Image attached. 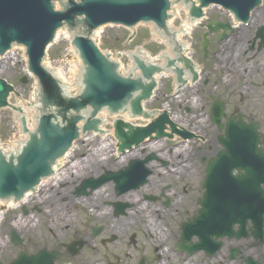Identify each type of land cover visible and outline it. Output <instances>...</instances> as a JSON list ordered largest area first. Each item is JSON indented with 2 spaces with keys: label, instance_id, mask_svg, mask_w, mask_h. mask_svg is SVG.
I'll list each match as a JSON object with an SVG mask.
<instances>
[{
  "label": "flooded vegetation",
  "instance_id": "1",
  "mask_svg": "<svg viewBox=\"0 0 264 264\" xmlns=\"http://www.w3.org/2000/svg\"><path fill=\"white\" fill-rule=\"evenodd\" d=\"M173 3L182 7V14L169 33L181 37L192 66L184 69L182 81L177 77L181 66H171L169 101L174 104L173 120L193 138L183 140L166 131L171 138L146 141L131 151L141 150L140 156L126 164L147 161L148 176L143 186L122 188L121 193L112 180L93 189L92 179L112 172L125 184L135 177L137 165H114L112 171L99 168L77 177L76 159L70 158L18 205L22 218L17 217L27 223L19 235L21 245L12 242L15 231L0 229L1 264H12L17 248L23 246L28 264H264V242L258 244L254 212H248V182L241 179L251 171L249 184L264 192V0H229L227 8L211 0ZM191 5L201 7L198 17L189 15ZM218 110L222 119L215 124ZM251 124L259 126L258 150L243 149L251 160L231 164L240 150L225 149L220 138H226L227 130L235 137L245 135L244 127ZM215 133L220 134L213 142ZM194 143L199 152L188 148ZM147 145L152 151L143 147ZM121 158L125 157L115 163ZM222 159L229 164H218ZM209 164L215 177H229L232 191L242 193L229 199L232 207L226 208L227 200L218 197L214 183L205 182ZM103 187L111 188V202L95 196ZM133 192L138 194L123 199ZM145 204L151 215L129 217ZM78 205L84 217L78 215ZM122 205L132 208L122 213ZM104 212L111 219H104ZM115 222L123 225L112 230Z\"/></svg>",
  "mask_w": 264,
  "mask_h": 264
},
{
  "label": "water",
  "instance_id": "2",
  "mask_svg": "<svg viewBox=\"0 0 264 264\" xmlns=\"http://www.w3.org/2000/svg\"><path fill=\"white\" fill-rule=\"evenodd\" d=\"M214 1L223 6L229 4V0ZM54 2H58L60 6L59 12L54 10ZM170 8L169 0H0V56L5 55L12 45H23L28 58V72L36 77L39 84L37 103L32 104L39 112L36 129L31 132L27 119L22 117V132L27 133L29 138L21 147V151L6 158L0 150V200L4 205H21L23 201L16 200L33 190L43 178L52 173V166L56 164V160L65 155L72 142L79 137L78 122L85 120L84 125L83 122L79 123V128L83 125L82 132L102 134L99 125L102 123L103 129L106 124L99 117L100 114L98 117L101 121L96 119L100 110L104 109L111 116L125 112L120 114L121 118L129 113L132 118L150 117L148 113L142 111V102L149 101L157 86L154 75H159L165 69L150 62L145 63L138 56H132L135 70L140 71V76H137L139 72L136 73L132 69L129 54L140 50L146 59L153 61L160 53L167 51L165 41L155 33L154 26L146 23H153L161 34L166 35V22L171 17L167 11ZM195 11L198 12L193 7L190 13L194 15ZM138 23L146 25L135 28L136 38L130 43L126 40L131 32L125 28L103 27L102 30L94 32L107 24L134 28ZM67 29L73 39L72 46L77 50L83 66L81 93L74 97H69L65 93L74 94L79 90L77 79L80 76V61L74 50H70L71 40ZM55 34L57 41L47 50V60L43 61L42 66L45 49L53 42ZM92 34L98 39L99 49L109 54L112 59L117 58L118 52L123 54L120 57L122 75L125 76L131 70L137 77L133 78L132 73L126 77L120 76L117 69L119 64L111 61L97 49L89 38ZM159 41H163L164 44ZM20 48L15 47L17 51ZM12 50L13 48L0 59L8 58ZM186 50L187 47L183 49V55ZM167 55L172 57L169 56L170 53ZM182 60L185 59L180 57L178 61ZM180 74L181 71L178 76ZM21 82L25 83L26 79L22 78ZM11 91L13 87L0 78V110L8 109L5 107L10 103L8 95ZM17 95L21 100L18 92ZM152 100L154 99L149 102ZM146 106L147 104H143V110ZM11 107L20 111L14 106ZM88 107L90 110L85 119L81 113ZM156 115L151 113V117ZM139 119H135V122ZM114 123V133L120 144L119 151L130 149L133 144L138 147L145 138L151 139L154 133L157 136L164 135L165 124L170 125L171 131H176L166 113L146 127H134L121 120ZM107 137L108 134L103 132L102 138ZM77 142L84 143V140ZM73 149L74 147L70 151ZM143 165L144 162L141 163V166ZM146 176L143 168L138 169L137 176L129 183H117L118 189L121 190L123 185L139 187ZM206 181L209 184L214 183L216 187H221L222 184L220 177L211 175ZM30 194H26L25 199ZM252 195L257 231L262 243L264 204L261 195L256 198V191H253ZM21 259H26L25 255Z\"/></svg>",
  "mask_w": 264,
  "mask_h": 264
},
{
  "label": "rangeland",
  "instance_id": "3",
  "mask_svg": "<svg viewBox=\"0 0 264 264\" xmlns=\"http://www.w3.org/2000/svg\"><path fill=\"white\" fill-rule=\"evenodd\" d=\"M13 50L17 51L15 48H13ZM20 52H22V53H20ZM14 53H12L8 58L0 59V65H1L0 76L3 79H5L8 84H11L15 87V89L17 90L18 94L21 97V100L24 103H30L34 97L33 88H34V85H36L35 84L36 81L33 77L30 78L28 76V74H26V71L24 68V63L26 62L24 49L21 47L19 50V53L22 55H19V53H15L16 55H18V57L15 56ZM7 65H8V67L6 68ZM26 65H27V63H26ZM22 78L26 79L25 83L21 82ZM170 80H171L170 77L160 78V80H159L160 84H159V88H158L159 90L155 92V97L153 98L154 100H152V102H149L147 104V106L145 108L147 111H149V112L150 111L151 112L156 111V112L160 113L161 111H163L162 108L169 109V111H171V112H172V109L174 110L173 102L171 100L169 101V98H170V93H169L170 92V88H169L170 87ZM9 100H10V103H9L10 106L11 105L17 106V103L19 101H21V100H19V98L16 95H11ZM14 113H15V111L12 108L0 110V146H1L0 149H5V151H8V152H10V150H11L10 148H12L15 145L14 141L16 138H14V137H18L20 134L22 135L21 127H20V121H17L15 119ZM101 114H105V118H106V121H105L106 126H105V128H103V130L105 132H108V131L112 132V126H113L112 122H113L114 118H111L108 113H101ZM134 123L138 126L146 124V122L143 120H137L136 122L134 121ZM194 128L196 130H198L196 127H194ZM34 129H35V127H34ZM217 134H220V133H215V135H213L211 137V139H213V142L215 141V136ZM86 138L87 139H85L84 143L83 142L75 143V146L77 147V149H76L75 153H73L71 155V158L76 159V162L74 163V165H78V163L81 162L80 160H83L82 162L85 163V166H88V163L91 165V163L93 161L99 160V158H97V157H95V159H94V158H92V156H90L92 153H90V149H91L90 147L91 146L88 144V140H90V142H92L93 139L89 138L88 136ZM112 139H113V136H109L106 140H101L99 137L97 139V141L95 142V146L93 145L94 148L92 149V151L95 150L96 148H98L99 145H101L100 148H102L105 144L110 145V144L114 143L112 141ZM188 148L191 149L193 152H199V151H197V147H196L195 143L192 144V148H190V146H188ZM114 151L115 150H113L112 152L109 153V150H108L107 151V153H109L108 156L100 157L101 161L105 159L106 165L109 167H110L111 163H113V161H115L114 156L116 155V153ZM79 154H83L84 158L81 159ZM124 164H126V162L122 163V165H124ZM115 165H118V164H115ZM111 166H114V165H111ZM89 170H94V169L91 168ZM131 206L132 205H130V207ZM136 208L137 207L135 206V209ZM77 210H78L77 211L78 215L84 217L82 214V209L79 205L77 206ZM132 215H134V214H132ZM132 215H130L129 217H131ZM17 216H20L19 209H16L13 212L10 210H7L5 212V215L3 216L2 222L0 223V229L11 228V225L16 226L17 223L22 224L24 221H21L20 218H18ZM134 216H136V215H134ZM20 217L22 218V216H20ZM123 217H120V218H123ZM16 218H17V220H16ZM129 221H131V218L129 219ZM25 227H27V223H25ZM134 228H136V226H134ZM15 229L19 231L17 234H19V235L21 234V236L23 235L21 233L22 230L20 229V227H17V228L15 227ZM136 229H140V226L138 225V227ZM23 250H25V246H23L22 249L18 248L16 250V257L14 259H18L20 256V253Z\"/></svg>",
  "mask_w": 264,
  "mask_h": 264
},
{
  "label": "bare ground",
  "instance_id": "4",
  "mask_svg": "<svg viewBox=\"0 0 264 264\" xmlns=\"http://www.w3.org/2000/svg\"><path fill=\"white\" fill-rule=\"evenodd\" d=\"M180 6H177V7H175L174 8V11H173V13L175 14V17H177L178 15H179V10H180ZM180 41H181V37H180ZM189 50L187 49L186 50V52H185V56L188 58V59H190V55H188V52ZM19 53V51H15V50H13L12 51V53ZM14 53V55L15 56H17L18 57V55H16ZM20 53H22V52H20ZM19 53V55H22V54H20ZM26 63H24V68H25V71H26ZM8 67V65L6 66V68ZM163 77H167V74H164V76ZM186 77V76H185ZM157 78V77H156ZM158 80L160 79V77L159 78H157ZM36 84V83H35ZM38 88V84H36V85H34V88H33V93H34V97H33V99L31 100V102L30 103H24L22 100L21 101H19L18 103H17V106H15V108H17V109H20V111H17V110H15V113H14V117H15V119L17 120V121H20V119L22 118V117H24V118H26L27 119V124H28V127H30V130L31 131H33V129H34V127H36L35 126V124H36V121H37V119H38V114H37V112H38V110H36V109H34L33 108V103H37V98H36V96H37V89ZM10 99V98H9ZM145 111V110H144ZM147 112V111H146ZM154 114V113H153ZM157 116V115H156ZM99 117H101V119H102V121H103V123H105V121H106V118H105V114H100V116ZM120 117V116H119ZM121 118V117H120ZM175 118H176V120H178V121H180V119L178 118V116H175ZM122 120H124V121H126V122H131V123H133V124H135L134 123V121L135 120H131V117H130V115H124L123 116V118H121ZM139 120H142V119H139ZM136 125V124H135ZM105 133H107L108 134V137L109 136H112L113 135V133L111 132V131H108V132H105ZM88 137H90V138H92L93 139V141L92 142H90V140H88V144L91 146L90 148V153H92L90 156H92V158H94L95 159V157H97V158H99V160L98 161H93L92 163H91V165L88 163V166H85V163H83L82 161L81 162H79L78 163V165H74V171H76V173H77V177H83V176H86L87 174H89V169H94V171H98V169L99 168H105L107 171H112V170H114V168L110 165V167L109 166H107L106 165V161H105V159L104 160H100V157H105V156H108L109 155V153L110 152H112L113 150H116V144H115V142L113 141V139H112V141L114 142V143H112V144H110V145H107V144H105L102 148H100V146L101 145H99L98 146V148H96L95 150H93L92 151V149L94 148V146H95V142L97 141V139H98V137L95 135V134H91V136H88ZM107 137V138H108ZM14 138H16L15 139V145L12 147V148H10L11 150H10V152H8V151H5L7 154H9V153H13V151H17V150H19L20 148V146L23 144V142L28 138L25 134H20L18 137H14ZM101 140H106L107 138H102V135H101ZM108 142V141H107ZM94 145V146H93ZM151 145H154V146H157L158 144H151ZM151 145H147V146H144V148H146V149H149V151H152V148H153V146H151ZM76 149H77V147L75 146L74 147V149L72 150V151H70V153L69 154H67L66 153V155L64 156L65 158H64V160L59 164V166L60 165H63L66 161H67V159L69 158V156L70 155H72L73 153H75V151H76ZM217 148H215L214 150H213V153L214 152H216V151H218V150H216ZM1 150V149H0ZM109 150V153H107V151ZM92 151V152H91ZM141 151V150H140ZM140 151H137V152H135V153H131L130 154V156H127V157H125V158H121V161H120V163H118V165L120 166L123 162L125 163L127 160H130L132 157H138V156H140ZM187 154V157H192V153L191 152H188V153H186ZM198 156H196V158H197ZM83 163V164H82ZM92 166V167H91ZM101 166V167H100ZM60 175H58V177H59ZM62 177V174H61V176H60V178ZM50 183V182H49ZM141 192H143V191H141ZM136 196L138 193H135V192H133V193H128V194H125L124 196H123V199H126V200H130V199H132V196H134V195ZM29 196V195H28ZM27 196V197H28ZM95 196L98 198V199H100V200H102V201H110L111 202V200H113V197L111 196V188L110 187H103L102 189H100V191L98 192V193H95ZM79 203H81L82 205H86L84 202H82V199H79ZM23 204V203H22ZM148 207L149 206H147L146 204L145 205H143V207H141V208H139V209H137V211H134L133 213H134V215H136V216H144V215H151V212H150V210L148 209ZM16 208H18V206H17V204H5L4 205V203L2 202V200H0V223L2 222V220H3V216L5 215V213H4V211L5 210H10V211H14V210H16ZM132 215V214H131ZM134 215H132L131 217H133ZM103 216H104V219H110L109 218V215H108V213L107 212H104V214H103ZM21 221H23V220H21ZM123 225V223H121V222H115V224L114 225H112V227H111V229L112 230H117L118 228H120L121 226ZM17 228V227H20V229H23V227H25V222H23L22 224H20V223H17L16 224V226L14 225H11V228Z\"/></svg>",
  "mask_w": 264,
  "mask_h": 264
}]
</instances>
